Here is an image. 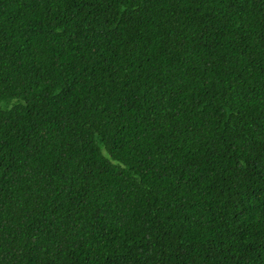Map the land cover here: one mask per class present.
I'll return each mask as SVG.
<instances>
[{
  "label": "trees",
  "instance_id": "obj_1",
  "mask_svg": "<svg viewBox=\"0 0 264 264\" xmlns=\"http://www.w3.org/2000/svg\"><path fill=\"white\" fill-rule=\"evenodd\" d=\"M0 264H264V0H0Z\"/></svg>",
  "mask_w": 264,
  "mask_h": 264
}]
</instances>
